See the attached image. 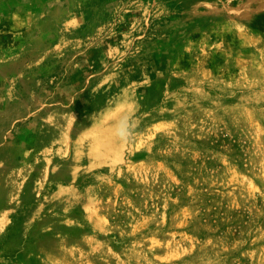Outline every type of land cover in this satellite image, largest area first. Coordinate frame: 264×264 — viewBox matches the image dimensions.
<instances>
[{
  "label": "rangeland",
  "instance_id": "374dc122",
  "mask_svg": "<svg viewBox=\"0 0 264 264\" xmlns=\"http://www.w3.org/2000/svg\"><path fill=\"white\" fill-rule=\"evenodd\" d=\"M0 264H264V0H0Z\"/></svg>",
  "mask_w": 264,
  "mask_h": 264
}]
</instances>
